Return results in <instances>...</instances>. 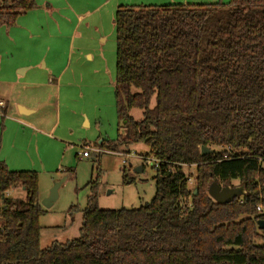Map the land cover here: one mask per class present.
I'll list each match as a JSON object with an SVG mask.
<instances>
[{"label":"trees","instance_id":"obj_1","mask_svg":"<svg viewBox=\"0 0 264 264\" xmlns=\"http://www.w3.org/2000/svg\"><path fill=\"white\" fill-rule=\"evenodd\" d=\"M36 5L4 0L0 28ZM115 29L125 132L96 146L129 154L148 145L160 162L155 197L138 209L102 210L94 194L82 237L43 249L38 173L0 161V264H264V0L121 6ZM193 166L191 188L184 167ZM124 180L134 182L126 170ZM214 181L238 182L246 195L219 205L208 194ZM18 188L25 198L8 196Z\"/></svg>","mask_w":264,"mask_h":264},{"label":"rangeland","instance_id":"obj_2","mask_svg":"<svg viewBox=\"0 0 264 264\" xmlns=\"http://www.w3.org/2000/svg\"><path fill=\"white\" fill-rule=\"evenodd\" d=\"M4 0H0V7ZM188 2H179L181 5H212L223 3L227 4L230 0H187ZM62 4V3H61ZM63 8L70 5V10L77 14H81L86 10H91L93 14L83 18L80 21L76 35L74 36V48L76 49L81 34L91 35L95 38L92 51H97L105 55V67L108 68L111 60V68L115 71L116 65V29L115 16L116 12L108 13V6L103 5V0H65L62 4ZM72 5V6H71ZM99 10L95 11L96 9ZM118 10V9H117ZM55 15V14H54ZM50 16L48 19L52 21L51 31L40 29L38 25L28 31L19 24L12 28H0V56L3 50L7 48V42H10L11 50L16 59H21L27 55L36 58L38 54H45L47 48L49 49L48 36L52 39L56 36L61 39L60 46L55 51L59 58L58 66L61 67L64 61V56H67L65 41L70 35L71 27L69 21L71 18L67 17L62 33L61 21L56 16ZM100 16H105L100 25ZM58 27L56 28L55 26ZM54 28V29H53ZM9 29V39L5 33ZM7 40V41H6ZM23 43V44H22ZM18 55V58H17ZM89 57V56H88ZM86 62H88L86 60ZM33 64V63H32ZM44 65H42L43 67ZM115 73V72H114ZM114 101L111 99V102ZM102 102V103H101ZM98 105L106 104L100 99L96 102ZM152 105H155L153 101ZM80 104L75 103L72 108L79 109ZM52 117L56 113L53 112L52 107H49ZM70 109V108H69ZM69 111V110H68ZM130 115L136 120L141 121L143 113L140 110H132ZM102 118L103 135L98 138L97 131H86L84 128L75 127L73 119L69 116L67 109H63L61 117V131L55 135L54 139L62 142V137H67V141L63 146H58L56 142L44 145L40 142L39 146L42 157H45L48 163H52L44 168L41 165L34 170L39 176L40 188V203L47 199L54 186L61 181H64L58 191V200L49 209L42 207L45 211L40 218L41 231V246L43 249L49 248L54 244H66L82 237L81 227L83 224V211L86 209L88 200L92 195H96L99 208L102 210H121L138 209L142 206L150 204L156 194L155 188V158L152 155L151 148L143 142L136 143L129 147L130 154L122 156L119 153H108L104 150L101 156L96 158V154L91 153L89 158L77 157V154H82L84 145H91L95 147L99 145L102 140L117 141L119 134L123 135L124 122L116 120L114 110L111 103V115L104 105L100 112ZM98 128V129H99ZM74 130L70 134V130ZM67 130V131H66ZM69 130V131H68ZM65 133L66 136H62ZM39 139V138H38ZM44 139V138H43ZM71 146L67 152L64 151ZM21 147L23 145H20ZM35 144H28L24 146V150L20 152V158L24 155L34 158H39L38 147ZM97 147V146H96ZM125 154V153H124ZM148 155L149 161H145V156ZM126 162V164L124 163ZM143 168V173H137L136 170ZM124 170L128 179L134 182L126 183L124 180ZM185 174L194 178L196 175V167H187L184 169ZM195 173V174H194ZM193 182L190 187H193ZM233 185H239L238 182H233ZM11 198H25L26 193L23 189H13L9 192ZM72 207H76L71 211ZM258 244H262L259 242Z\"/></svg>","mask_w":264,"mask_h":264},{"label":"crops","instance_id":"obj_3","mask_svg":"<svg viewBox=\"0 0 264 264\" xmlns=\"http://www.w3.org/2000/svg\"><path fill=\"white\" fill-rule=\"evenodd\" d=\"M179 2L187 3L188 1L103 0L102 6H108L107 12L111 13L116 12L121 6H166L177 5ZM61 3H65V0H37L35 10L22 15L17 21V24L25 30L30 31L38 25L40 29L48 30L50 33L52 21L48 18L55 14L54 16L60 18V28L63 33L65 20L67 17L71 18L70 35L65 41L67 56H64L61 67L57 65L59 58L55 51L60 46L59 37L62 35L56 36L55 39L49 35L48 39H51L49 49L47 48L45 54H37L36 58L27 55L19 59L17 55L18 59H16L10 42L6 43L7 48L4 50L3 47L1 48L0 101L5 103V108L4 117L0 119V125L3 126V131L0 128V161L4 162L10 171L35 172L34 170L40 165L46 168L52 163V161L48 163L46 158L42 157L38 146L40 142L43 145L56 142L58 146H63V143L67 141V137L60 138L62 142L54 139L61 129L64 108L72 117L75 127L79 126L88 132L96 130L98 138L103 135V128H99L102 126V118L99 115L104 105L111 115L112 103L115 118L119 120L115 101L116 65L114 73L110 58L108 68L105 67V55L92 51L95 38L91 35L81 34L77 48L73 46L80 21L93 12L86 10L77 14L70 10V5L63 8ZM103 17L105 16H100V25ZM55 27L57 28L58 25ZM5 33L11 41L9 29ZM100 99L106 104L103 106L96 104ZM111 99L114 101L111 102ZM75 103L80 104L79 109L72 108ZM49 107H52L53 112L56 113L55 117L51 118L52 113ZM69 132L73 134L74 130ZM62 136H66L65 133ZM28 144H35V147H38L39 158L26 155L20 158V152ZM67 145L65 144V152L71 147L67 149Z\"/></svg>","mask_w":264,"mask_h":264},{"label":"water","instance_id":"obj_4","mask_svg":"<svg viewBox=\"0 0 264 264\" xmlns=\"http://www.w3.org/2000/svg\"><path fill=\"white\" fill-rule=\"evenodd\" d=\"M212 151L208 148H202V156H205ZM137 173H143V168H139L136 170ZM64 181L56 184L51 191L50 196L43 200L40 203V206L49 209L53 206V204L58 200V191ZM197 193V192H196ZM208 194L214 202L219 205H228L234 202L235 199L244 197L246 195V191L244 186L237 185L233 186L231 184L221 186L218 182L214 181L210 184L208 189ZM259 230L264 231V220L259 221L258 223Z\"/></svg>","mask_w":264,"mask_h":264},{"label":"built area","instance_id":"obj_5","mask_svg":"<svg viewBox=\"0 0 264 264\" xmlns=\"http://www.w3.org/2000/svg\"><path fill=\"white\" fill-rule=\"evenodd\" d=\"M5 108V103L0 101V119L4 117V113L3 110ZM84 151L82 152V154H80L79 156H81V158H89L91 157V153L93 152L96 155H101L104 153V150L100 149L99 147H92L91 145H84L83 146ZM108 153H111L109 151H107ZM118 154V153H117ZM122 156L128 155V154H124V153H119ZM130 154V153H129ZM145 161H149V159L145 156ZM124 163L126 164V162L124 161ZM160 167V162L158 160L155 159V168L158 169ZM187 167H184V169ZM195 174V173H194ZM189 178V182L191 183L193 181V178L189 175H186ZM191 206V200L190 199H185L182 202V208L186 211L189 207ZM258 212H262V208H258Z\"/></svg>","mask_w":264,"mask_h":264}]
</instances>
